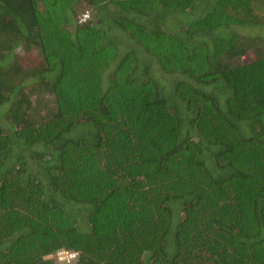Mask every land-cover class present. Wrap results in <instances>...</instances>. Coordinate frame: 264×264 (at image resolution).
<instances>
[{
	"label": "trees",
	"instance_id": "obj_1",
	"mask_svg": "<svg viewBox=\"0 0 264 264\" xmlns=\"http://www.w3.org/2000/svg\"><path fill=\"white\" fill-rule=\"evenodd\" d=\"M63 249L264 264V0H0V264Z\"/></svg>",
	"mask_w": 264,
	"mask_h": 264
},
{
	"label": "built area",
	"instance_id": "obj_2",
	"mask_svg": "<svg viewBox=\"0 0 264 264\" xmlns=\"http://www.w3.org/2000/svg\"><path fill=\"white\" fill-rule=\"evenodd\" d=\"M86 16L87 15H85L84 17ZM77 255H78V252L63 249V250L58 251L57 258L61 261L72 262L77 257Z\"/></svg>",
	"mask_w": 264,
	"mask_h": 264
},
{
	"label": "rangeland",
	"instance_id": "obj_3",
	"mask_svg": "<svg viewBox=\"0 0 264 264\" xmlns=\"http://www.w3.org/2000/svg\"><path fill=\"white\" fill-rule=\"evenodd\" d=\"M253 56L251 53H248V54H245L243 56H241V58L237 59L238 61L242 60V61H247L249 59H251ZM58 264H61V263H58ZM72 264H75L72 262Z\"/></svg>",
	"mask_w": 264,
	"mask_h": 264
}]
</instances>
